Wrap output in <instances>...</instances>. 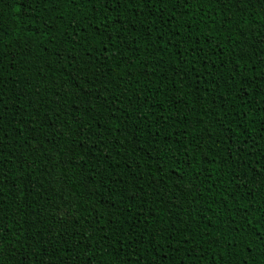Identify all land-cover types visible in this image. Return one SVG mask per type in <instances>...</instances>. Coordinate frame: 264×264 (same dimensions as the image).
Segmentation results:
<instances>
[{"label": "trees", "instance_id": "16d2710c", "mask_svg": "<svg viewBox=\"0 0 264 264\" xmlns=\"http://www.w3.org/2000/svg\"><path fill=\"white\" fill-rule=\"evenodd\" d=\"M261 208L264 0H0V264H264Z\"/></svg>", "mask_w": 264, "mask_h": 264}, {"label": "snow or ice", "instance_id": "6c2138e0", "mask_svg": "<svg viewBox=\"0 0 264 264\" xmlns=\"http://www.w3.org/2000/svg\"><path fill=\"white\" fill-rule=\"evenodd\" d=\"M69 2H70V3H75L76 0H69ZM106 2H110V0H106ZM221 2H222V0H221ZM21 3H23V0H21ZM116 3L119 4V3H120V0H116ZM175 3H178V4H180L181 6H184V5H187V4L189 3V0H175ZM31 6H32V4H30V3H29V4H24L25 14H28L27 11H26V9H27L28 7H31ZM128 6L131 7V3H129ZM17 11H20V9L18 8ZM188 26L191 27V25H188ZM177 34H178V33H177ZM189 38H191V37H189ZM251 208H254V205L247 206V207H246L245 209H243V210H244L245 212H248L249 209H251ZM258 211L261 212V217L258 218V223H259V219H264V208L258 209ZM244 218L247 219V217H244ZM232 223L235 224L234 221H233ZM244 227H246V228H251L252 225H251V223H249V224H247V225H244ZM233 230H234L235 232H240V230H241V225L236 224ZM253 230L256 231V229H253ZM259 238H260L261 240H264V235H261ZM208 242L211 243V241H208ZM247 251H248L249 253L252 252V247H251L250 245L247 247ZM261 255H264V251L261 252ZM211 259H217V260H218L219 258L213 257V258H211ZM243 264H248V261L245 260V261L243 262Z\"/></svg>", "mask_w": 264, "mask_h": 264}]
</instances>
